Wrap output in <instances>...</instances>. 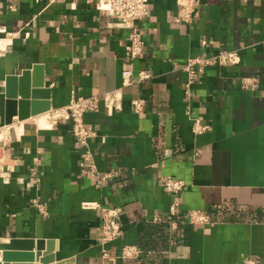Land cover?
<instances>
[{"label":"crops","instance_id":"1","mask_svg":"<svg viewBox=\"0 0 264 264\" xmlns=\"http://www.w3.org/2000/svg\"><path fill=\"white\" fill-rule=\"evenodd\" d=\"M197 4L198 15L186 23L176 20V0H149L139 23L146 48L128 60L130 30L93 3L0 0V92L6 76L36 63L52 108L71 96L122 92L120 111L102 104L84 116L96 132L89 141L95 176L83 171L84 148L70 121L49 112L13 117L8 126L21 125V132L11 130L0 143V244L51 238L65 264H264V0ZM220 50L235 51L238 63L207 66L187 95L186 60ZM130 67L133 82L124 85ZM140 72L149 77L139 80ZM245 77L258 86L243 88ZM135 98L146 103L140 113L131 108ZM195 120L208 128L194 131ZM166 177L186 184L170 222ZM86 202L121 210L122 235L106 246L111 255L123 245L140 255L103 257V215ZM191 211L206 213L209 223H190Z\"/></svg>","mask_w":264,"mask_h":264},{"label":"built area","instance_id":"2","mask_svg":"<svg viewBox=\"0 0 264 264\" xmlns=\"http://www.w3.org/2000/svg\"><path fill=\"white\" fill-rule=\"evenodd\" d=\"M93 3L98 10L109 12L115 17V25L121 28L130 30V36L125 45V57L128 60L138 59L143 56L145 47V40L139 23L149 12V0H86ZM178 10L176 20L179 22L190 23L198 15L197 0H176ZM206 44V41H203ZM239 58L235 51L220 50L210 56L196 55L189 57L183 65V70L187 74L185 82L187 95L189 88L201 76L207 66L214 64L226 65L229 63H238ZM133 70L126 68L123 70V84L131 85L133 82ZM139 80L148 78L149 75L145 72L138 74ZM243 88H256L258 81L254 77H245L241 80ZM102 104L109 111H120L122 109V92L121 90H114L105 92L103 94H96L91 96H71L69 102L56 108H51L49 111L50 118L54 121H70L71 132L75 140L84 148L82 154L83 171L91 176L97 175L96 165L89 150V141L95 136V130L91 129L85 124L84 116L87 112L100 111ZM145 101L142 98H135L131 100V108L134 112L140 113L145 108ZM208 128L207 125L201 124L199 120L193 123L194 131H203ZM2 126H0V130ZM113 174L108 173L98 178V183H101L105 178L112 177ZM163 184L171 195L173 201L170 208V214L167 217V222H170L175 215L177 200L179 193L185 188L186 184L183 180L166 177ZM37 208L45 213V207L37 200L34 201ZM85 207H98L102 212V220L100 226L99 244L101 246L102 256L111 259L135 258L140 255L141 250L135 245H123L120 248V254L117 256L111 255L106 246L110 242L115 241L122 235L121 210L119 208L101 207L95 202L84 203ZM160 220V219H157ZM188 221L190 223H209V216L201 211H191L188 214ZM244 264H260L259 261L246 258Z\"/></svg>","mask_w":264,"mask_h":264},{"label":"water","instance_id":"3","mask_svg":"<svg viewBox=\"0 0 264 264\" xmlns=\"http://www.w3.org/2000/svg\"><path fill=\"white\" fill-rule=\"evenodd\" d=\"M51 101V90L46 86L41 64L10 74L5 78L4 91L0 92V126L12 124L13 117L23 121L47 112L52 108ZM54 241L51 238H11L0 244V264H35L34 261L65 264L67 260H56L52 252Z\"/></svg>","mask_w":264,"mask_h":264},{"label":"bare ground","instance_id":"4","mask_svg":"<svg viewBox=\"0 0 264 264\" xmlns=\"http://www.w3.org/2000/svg\"><path fill=\"white\" fill-rule=\"evenodd\" d=\"M47 120H48L47 116H45V115L39 117V122L41 125L47 124ZM11 127L12 126H8V125L2 126V129L0 130V142L3 141L4 139L6 140V138H9L11 130H13L14 132H17V133L21 132V128H22L21 125L15 126V127H13V129ZM4 137H6V138H4Z\"/></svg>","mask_w":264,"mask_h":264},{"label":"trees","instance_id":"5","mask_svg":"<svg viewBox=\"0 0 264 264\" xmlns=\"http://www.w3.org/2000/svg\"><path fill=\"white\" fill-rule=\"evenodd\" d=\"M152 228H153V226H152V225H149V226H148V232H147V233H149V234H150V233H151V231H152ZM141 245H142V244H141Z\"/></svg>","mask_w":264,"mask_h":264},{"label":"rangeland","instance_id":"6","mask_svg":"<svg viewBox=\"0 0 264 264\" xmlns=\"http://www.w3.org/2000/svg\"><path fill=\"white\" fill-rule=\"evenodd\" d=\"M4 138H6V137H4ZM4 140H5V139H4ZM1 142H2V141H1ZM1 142H0V143H1Z\"/></svg>","mask_w":264,"mask_h":264}]
</instances>
